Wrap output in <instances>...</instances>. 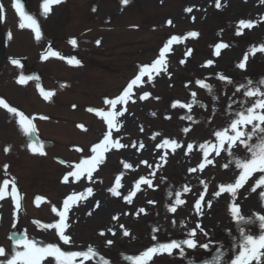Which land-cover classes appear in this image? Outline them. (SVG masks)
I'll use <instances>...</instances> for the list:
<instances>
[{
    "label": "rangeland",
    "instance_id": "1",
    "mask_svg": "<svg viewBox=\"0 0 264 264\" xmlns=\"http://www.w3.org/2000/svg\"><path fill=\"white\" fill-rule=\"evenodd\" d=\"M2 1L5 25H10L7 35L10 43L7 53L5 52L10 59L20 58L23 61L35 48L37 52L47 46H56L57 51H63L65 56L73 57V52H76L75 58H79L77 53H81L89 66H81L75 73L69 69L70 77L66 80L71 93L66 95L59 90L53 91L54 102L49 104L39 96L37 80L20 84L16 80L19 67L9 60L2 62L0 95L13 107L21 106L26 112L34 113L35 123L37 126L41 125L47 139L74 141L86 148L82 155L71 156L73 163L63 167L48 156L42 155L35 159L25 157L23 149L28 146V142L19 123L20 117L0 105V163L5 161L13 173L14 169L23 165L17 170L18 184L25 192L28 189L30 194L38 192L41 185L44 186L43 194L47 199L45 206L36 210L32 209L30 196L27 197L24 205L29 212L28 216L24 215L21 208H15V203L12 202V198L13 201L15 198L11 191L7 194L9 196L0 200V246H5L6 252L0 260L9 258L8 254L12 253L15 246L14 241L20 238V234H25L29 239L55 243L63 251H82L92 246L110 264H131L125 257L139 255L147 247L162 243L160 240H153V235L174 233L180 236L179 240L185 239L197 223L208 233L206 237L197 229L195 238L198 246L210 241V244L215 243L214 233L222 224L231 225L233 222L230 212L233 203L239 205L240 213L245 217H255L256 213L264 215V199L260 195L264 192V185L255 192L252 191L255 181L264 173H254L237 190L235 198L229 192H223L217 197L214 193L219 191V186L234 183L240 170L236 169L233 158L229 157L227 151L221 150L220 156L215 157L216 153L210 150L212 144L218 143L214 131L227 127L232 119L227 116V112L218 110V99L229 97L236 101V106L246 103L250 107L256 99L261 98L246 97L245 89L237 92L236 88L240 84H247L248 80L255 84L261 79H251L253 75L248 76L247 73L244 77L240 75L249 69H261L263 72L260 71V76H264V53L250 52L251 47L264 44V0H220V8L216 7V0H129L127 4L122 3V0H62L65 4L61 2L55 4L56 7L51 6L47 16L42 14V0H26L24 9L37 19L41 30L39 40L31 28L19 27L18 24L22 21L15 10L14 0ZM187 8H192V11L187 12ZM242 19L251 21L253 26L244 28L242 35H236L239 30L238 22ZM169 20L172 24L167 23ZM191 31L198 32V37H187L186 34ZM66 35L77 36L79 45H70ZM173 35L182 39L174 43L173 49L165 54L167 72L161 68L159 74H152L151 80L145 75L147 85L140 89L142 93L138 92L130 101L128 112L120 114V124L115 129H110L107 114L112 107L106 101L112 97L109 100L105 97L113 96L124 80L130 75L135 76L141 66L151 65L159 57L160 47ZM97 40L100 41L99 44L96 43ZM218 42L227 43L229 47L215 56L214 45ZM188 49H192V52L186 58ZM245 53H248L246 68L239 69L237 65L243 60ZM46 56L44 61H38L36 65L45 74V85L50 87L53 84L48 80L55 77L47 78L46 75L55 73L59 67L65 71L69 65L67 61L61 60L60 55ZM182 59H186L184 64L180 63ZM210 59L214 61L212 65L202 66ZM26 63L35 66L32 60ZM218 74L229 77L233 83L227 88L228 83L219 80ZM197 79L205 80L213 86V94L217 97L214 114L210 107L213 103L212 95L207 97L204 93L200 94L199 86L195 83ZM260 90L264 92V86H260ZM144 91L150 93L147 100L140 99ZM193 92L196 93V100L207 105L206 108L200 107L199 103L193 104L190 112L179 106L171 107L174 101L191 103ZM57 100L61 104L67 103L57 108L53 106ZM95 108L99 109L98 117L93 115ZM122 108L118 106L117 114ZM153 112L156 113L155 116L152 115ZM53 113L57 115L56 120L60 126L48 124L57 123L51 118ZM188 113L198 123L181 119ZM58 115L66 121L64 124V121H59ZM167 116L171 118L166 119ZM67 123L69 125H65ZM71 125H75V129L81 125L86 129L82 134ZM64 126H71L68 130L71 134L75 132L74 135L64 137L60 134L58 130ZM181 128L191 130L185 134ZM157 133L153 139V135ZM105 135L110 136L111 145L103 152V163L96 165L91 178L85 171L79 180L75 176H69L66 182L61 179L62 173L70 167L71 172H76L79 170L77 165H82L83 161L96 155L87 144L96 139L100 142ZM165 139L175 140L181 147L173 150L163 145ZM35 140L44 139L35 136ZM116 142L125 147L112 146ZM205 142H209V153L212 154L209 160L213 163H205L204 169L200 171L189 172V168L198 170L201 161L205 162L203 150L199 147ZM189 143L193 145L191 150L188 149ZM240 147L233 146L232 152ZM59 150L61 152L55 153L67 156L62 149ZM240 155L245 156L244 153ZM161 156L165 159L161 160ZM124 164L131 167L125 168ZM224 164H228V167L224 168ZM82 167L87 168L88 165L83 164ZM117 177L120 178L119 187L116 184ZM141 177L151 180L153 186L157 187L141 183L137 189L136 183ZM0 179L5 180L4 182L15 181L1 170ZM201 180L208 185L207 189L200 183ZM184 186L189 187V192H183ZM113 187H117L119 196L109 191ZM88 188L92 189L91 194L87 193ZM15 189L17 192L16 187ZM169 191L172 192L171 197L168 195ZM177 191L181 193L180 199L184 203L176 205L177 210L173 213L168 209L174 204ZM132 192L135 195L129 204L124 197ZM201 194H204L200 209L202 215L195 207ZM68 197L73 199L68 200ZM65 200L71 204L65 219V235L71 238L68 244L60 240L56 228L40 227L42 224H55L59 221L58 213L52 209L55 207L57 210ZM209 200L212 202L211 207L208 206ZM149 201L155 203L149 204ZM141 207L145 209V213L137 214ZM120 225H124L130 232L129 237L123 236ZM109 228L115 231V236L107 231ZM153 228H158L159 231L153 233ZM102 230L106 233L104 237L99 235ZM11 237L12 240H9ZM107 239L114 243L107 246ZM19 250L22 251L23 247ZM232 257L233 255L224 257V260L230 262ZM81 260L82 258H76L75 264H80ZM42 264L57 262L54 257H47ZM84 264H98V258L85 261ZM252 264H256V261H252Z\"/></svg>",
    "mask_w": 264,
    "mask_h": 264
},
{
    "label": "snow or ice",
    "instance_id": "2",
    "mask_svg": "<svg viewBox=\"0 0 264 264\" xmlns=\"http://www.w3.org/2000/svg\"><path fill=\"white\" fill-rule=\"evenodd\" d=\"M62 0H42L41 3V9L42 14L47 16L51 11V6L54 4L61 3ZM129 0H122V3L127 4ZM14 7L16 12L18 13L19 17L21 18V24L20 27L23 28L25 26L31 28L34 33L37 40L41 38V30L38 24L37 19L32 15L25 11L22 0H14ZM216 7L220 8V0H216ZM0 11H2V5H0ZM95 11V9H93ZM187 12H191L192 8H187ZM24 22H27L26 24ZM168 24H172V21L169 20L167 22ZM253 26L251 21H245L240 20L238 22V31L236 32V35H242V30L244 28H251ZM10 35V34H9ZM187 37H198L199 33L196 31L188 32ZM181 37L173 35L171 38L163 45V47L159 50V57L151 64V65H143L140 67L139 74L135 76V78L128 84L127 88L124 89L123 95L118 97L116 100H109L106 101V103H109L113 106H115L119 102L125 101L130 94V90L132 89L133 85H136L138 82H141V78L147 75L148 79H152V72L155 71L157 74H159L161 68L165 72H167L166 61H165V54L170 51V46L173 43L180 42ZM72 45H76V40L72 39L70 41ZM97 44L100 43L99 40L96 41ZM229 47L227 43L224 42H218L214 45V55L219 56L222 49H225ZM192 52V49H188L186 53L187 56H190ZM250 52L252 54H255L256 52H262L264 53V44H261L259 47H251ZM48 55L52 56H58L59 53L55 51L49 50ZM42 58H47V56H44ZM248 61V53H245L243 60L237 65L239 69H245L246 64ZM70 64L80 65L81 61L76 58H70L68 60ZM186 62V59H182L180 61L181 64H184ZM11 63L14 65H19L20 61L17 59H12ZM214 63L213 60H207L205 62V65L202 66H210ZM169 76H171V73H168ZM218 79L224 82H227L228 84H232L233 81L223 74H218ZM20 84H24L26 82V78L21 75L19 77ZM197 85H199L201 88L207 89L209 94H212V99L215 101L217 97L213 94V86L206 83L205 80L197 79L195 81ZM260 86H264V78L257 81L255 84L253 81L248 80L247 84H240L236 91L239 92L241 89H245L244 95L246 97H261L260 99H256V101L247 108H242L240 111L235 113V117L232 118L228 124L227 127H224L222 130H216L214 131V136L216 137L218 143L211 145V150L216 153L217 156L220 155L221 150L227 151L229 157L233 158V161L235 163L236 169H239V175L236 177L234 183H228V184H221L219 186V191L215 192V196H220L223 192H229L233 195V198H235V195L237 193V190L243 187V185L247 182V180L253 176L254 173H264V92L260 90ZM187 87V84L185 85ZM52 93L45 92L44 98L48 99ZM150 93L144 92L143 95L140 97V99H146ZM159 99V97H157ZM200 104V107L206 108L207 105L200 103L196 100V93H192V101L191 103H181L180 101H174L171 105L172 108H177L178 106L184 109H187L189 112L191 111L193 104ZM236 103L234 100H230L229 107H231V104ZM0 105L7 108L9 112L17 114L20 117V124L23 127L25 133L34 132L35 128L31 124V121L22 113H18L17 109L14 107H10L3 99H0ZM92 111V109H89ZM213 114L216 112L215 106H213ZM101 115H104V113H100ZM153 116L156 115L155 112L152 113ZM113 113L107 114V123L109 128L111 129L114 127L113 124ZM166 119H170V116L165 117ZM181 119H187L189 121H192L193 123H198V121L194 120V117L192 115L182 116ZM251 126V130L247 131V126ZM81 127H83L81 125ZM143 129L141 128V131ZM191 129L190 128H184L182 131L187 134ZM232 133V134H230ZM158 135L154 134L153 139H155V136ZM255 138V143H253V139ZM225 144H227V148H225ZM111 145L110 136L105 135L102 143L96 144L92 147L91 151L93 153H96V155L92 156L89 160L83 161V164L88 165L87 168L82 167V165H77V168L79 169L76 172H70L68 175H65L63 177V180L66 182L69 179V176H75L77 180L80 179L81 175L86 171L88 173L89 178H91L92 171L95 169L96 165L99 163H103V151L107 150V146ZM163 145H167L169 148H172L173 150L176 148L181 147V144L177 143L175 140H169L165 139L163 141ZM117 148L119 147H125L124 145L119 144V142H116L114 145ZM162 145H157V147H161ZM233 146L240 147L243 146V148L246 150V153L248 155H245L244 157H238L235 155V153L232 152ZM29 147L32 148L33 151H38L34 144H30ZM141 147L143 145L141 144ZM193 145L191 143L188 144V149L191 150ZM201 150H203V155L205 158L209 155V142H205L204 144H201L199 146ZM7 150V149H6ZM79 150V149H78ZM161 160H164L165 157L161 156ZM207 164H212V160H207ZM125 168L131 167L129 164H124ZM205 167V163H201L199 165V168L202 170ZM224 168L228 167V164L223 165ZM196 168H189V172H195ZM120 178H116V184L117 187H119ZM148 184L149 187H152L151 180H147L144 177L140 178V181L136 183V188H140V184ZM201 184H204V188L207 189L208 185L204 183L203 180L200 181ZM264 185V174L260 175L259 178L255 181V185L252 187V191H256V189L260 186ZM117 187H113L109 189L113 193V195L119 196L120 193L117 191ZM189 187L184 186L183 192L187 193L189 192ZM13 193L16 192L15 187L12 189ZM87 193L91 194L92 189L88 188ZM135 195L134 192L129 193L127 196L124 197V199L131 204L132 203V197ZM168 195L171 197L172 192L169 191ZM176 199L173 205L169 206V211L176 212V205H181L184 203L182 199H180L181 193L179 191L176 192ZM261 198L264 199V192L261 194ZM0 196H3V191L0 190ZM42 199L41 197H37V200ZM73 197H68V200H72ZM68 200H65L64 202V211L58 212V215L60 217L59 221L55 224H42L40 227L42 228H56L58 230L59 238L62 240L65 244H68L71 242V238L68 235H65V228L67 227L65 223L67 210H68ZM204 200V194H201L200 198L196 200L195 207L197 212H200L201 209V202ZM149 204L155 203L154 201H149ZM211 200L208 201V206L211 207ZM17 206H19V201H17ZM98 206V205H97ZM53 212H56V208L53 207ZM231 217L232 219L237 223V225H241L243 222L247 221L248 224L255 223V221H259V229L260 234L253 235L250 233L249 230H247L246 226H240L238 228L239 236L242 237L241 240L235 241L232 245V248L238 249V251L235 252L233 258L231 261L224 260L225 251L223 244H220V247L217 249V254L212 257L211 260L205 259L200 262V264H252V261H256V264H264V215H260L258 213L254 214L255 220L253 219V216L245 217L240 213V208L238 204L233 203L230 207ZM145 213V209L141 207L138 210V213ZM90 214V213H89ZM202 215L203 213L200 212ZM113 219H117V217H113ZM39 224V222H36ZM173 224H175V221H173ZM120 228L123 229V236L129 237L131 234L130 232L124 228V225H120ZM197 229L201 233H203L204 236H208V233L204 230L203 227L199 223L196 224V227L191 229L187 233V237L185 239L181 240H171L170 242L165 243H157L153 246L147 247L144 251L139 253V255L135 256H129L125 257L126 260L131 261V264H149L150 261H152L154 256L161 255V254H168L169 256L173 255L174 250H179V256L185 258L188 260V264H197L195 259H188L185 253V246L187 249H196L198 246V242L196 237ZM108 232H110L113 236L116 235L115 231L112 228L107 229ZM153 233L159 231L158 228L152 229ZM99 235L101 237H104L106 235L105 231H100ZM135 239V237H132ZM152 239L155 240L156 236L153 235ZM235 240V238H234ZM106 245L110 246L114 243L113 240L107 239ZM210 243L200 244L199 247L202 249L207 250L210 246ZM219 243V242H218ZM14 247L12 249V253L8 254L9 258L6 260H0V264H42V261H44L47 257H54L57 264H75L76 258H82L80 264H84L85 261L96 259L98 258V264H110L109 260L106 259L104 256H102L97 249H95L92 246H88L86 250L82 251H63L58 245L55 243H43L41 241H37L35 239H29L25 234H20V238L16 239L14 241ZM23 247V250H19L20 247ZM6 255L5 249L3 247H0V257H3Z\"/></svg>",
    "mask_w": 264,
    "mask_h": 264
}]
</instances>
